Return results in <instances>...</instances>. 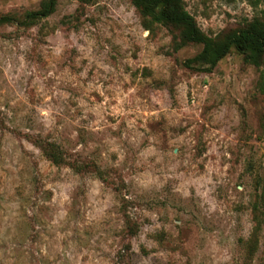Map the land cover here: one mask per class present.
<instances>
[{"label": "rangeland", "instance_id": "obj_1", "mask_svg": "<svg viewBox=\"0 0 264 264\" xmlns=\"http://www.w3.org/2000/svg\"><path fill=\"white\" fill-rule=\"evenodd\" d=\"M46 1L0 0V264H264V55L208 70L131 0L24 24ZM185 6L222 41L264 21Z\"/></svg>", "mask_w": 264, "mask_h": 264}, {"label": "trees", "instance_id": "obj_2", "mask_svg": "<svg viewBox=\"0 0 264 264\" xmlns=\"http://www.w3.org/2000/svg\"><path fill=\"white\" fill-rule=\"evenodd\" d=\"M89 2L91 0H80ZM144 17L153 22L166 26H174L179 29L178 45L190 42L202 45L201 52L192 60L207 66L209 70L214 67L231 49L236 48L243 54L245 61L255 65L261 64L264 55V21L257 18L247 22L245 26L233 33L227 41L207 35L199 26L195 17L185 6V0H131ZM253 6H257L264 0H248ZM57 0H47L40 9L28 11L24 24L34 22L36 18L49 16L56 7ZM9 16H0V24L10 21ZM57 148L52 145L49 149V157L55 164H60Z\"/></svg>", "mask_w": 264, "mask_h": 264}]
</instances>
